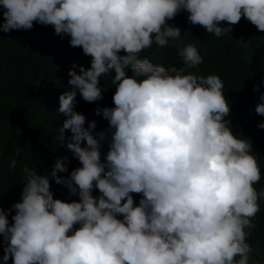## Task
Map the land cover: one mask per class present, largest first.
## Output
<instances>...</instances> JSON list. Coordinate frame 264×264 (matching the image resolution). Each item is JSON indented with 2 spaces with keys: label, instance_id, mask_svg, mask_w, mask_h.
<instances>
[{
  "label": "clouds",
  "instance_id": "obj_1",
  "mask_svg": "<svg viewBox=\"0 0 264 264\" xmlns=\"http://www.w3.org/2000/svg\"><path fill=\"white\" fill-rule=\"evenodd\" d=\"M0 6L4 31L52 25L91 57L90 67L69 69L74 87L59 96L67 118L57 139L71 130L67 148L81 165L66 177L59 173L68 171L67 157H58L50 173L23 166L22 199L0 208L5 264L10 258L13 264H264L248 240L264 200V187L255 186L261 167L251 138L235 134L225 119L224 81L215 72L187 70L203 62L191 42L178 49L179 67L140 55L181 36L168 23L181 10L217 37L242 16L264 30V0H0ZM108 77L116 90L114 107L102 110L108 128L101 137L109 145L102 160L96 121L86 127L74 100L77 93L89 102L103 99L108 85L101 79ZM255 111L264 115V92ZM16 163L13 157L9 167ZM50 176L80 199L55 197ZM132 193L143 194L138 204Z\"/></svg>",
  "mask_w": 264,
  "mask_h": 264
},
{
  "label": "trees",
  "instance_id": "obj_2",
  "mask_svg": "<svg viewBox=\"0 0 264 264\" xmlns=\"http://www.w3.org/2000/svg\"><path fill=\"white\" fill-rule=\"evenodd\" d=\"M3 8L0 6V24ZM188 12L181 10L168 23L181 30L179 38H168L169 44L161 47L153 44L140 53L154 63L166 66H181L183 61L178 55L179 47L186 43L197 45L203 62L187 69L198 74L215 72L224 81V94L229 99L230 112L225 119L231 120L232 131L251 138L252 149L257 154L261 167V180L255 185L264 187V128L257 127L264 115L255 111L261 92H264V30L258 29L245 17L232 26L230 33L217 37L199 24L188 20ZM227 25V21L223 22ZM121 54H125L121 50ZM91 57L82 47H73L70 37L57 34L52 25L34 22L31 29L4 31L0 27V208L10 209L13 203L22 199L24 187L22 168L25 164L36 167L40 174L50 173L58 157H67L68 171L59 175L68 176L73 168L81 165L72 150L67 148L72 136L65 129V139L59 141L57 135L63 126L66 114L59 111V96L74 85L69 83V69L76 65L90 67ZM127 74L131 75L130 68ZM114 70L111 75H114ZM111 79L102 78L103 99L89 102L80 93L74 100V107L86 115V124L95 120L93 134L101 141V159L106 158L108 139L102 138L108 128V120L103 116L105 106H113L115 87ZM258 85L259 89L254 90ZM100 112H97V109ZM82 143H86L83 141ZM17 149L19 154L17 155ZM16 158V167L10 168L11 159ZM50 178V187L55 197L64 200H78V194H70L64 183ZM93 194L100 195L98 188ZM138 204L142 193H132ZM260 211L254 217L257 227L252 230L248 240L253 246V257L264 260V200ZM15 209L8 212L9 223ZM122 218V214H121ZM79 227V225H76ZM6 241L0 234V264ZM7 264H13L12 258Z\"/></svg>",
  "mask_w": 264,
  "mask_h": 264
}]
</instances>
